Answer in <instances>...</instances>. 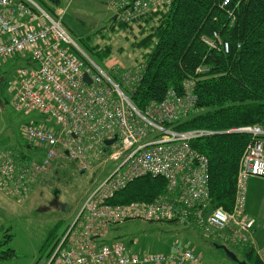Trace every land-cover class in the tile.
I'll use <instances>...</instances> for the list:
<instances>
[{
  "label": "built area",
  "instance_id": "built-area-1",
  "mask_svg": "<svg viewBox=\"0 0 264 264\" xmlns=\"http://www.w3.org/2000/svg\"><path fill=\"white\" fill-rule=\"evenodd\" d=\"M170 1L112 0L111 16L133 24ZM204 41L227 49L215 32ZM15 58L26 65L16 69L9 83V102L17 112L35 110L40 115L24 130L27 147L40 154L28 158L24 152L0 148V191L24 201L54 165L67 161L82 173L108 165L54 241L45 264H205L200 254L178 244L166 253H136L120 240L108 239L112 226L131 220L194 225L202 236L228 248L252 245L255 220L244 209V185L249 177H264V127L227 131L249 133L251 140L238 163L232 209L214 208L208 157L191 143L225 131L178 128L195 115V81L169 87L161 100L139 110L120 84H135L143 65H115L116 78L111 77L71 37L61 16L36 0H0V76L3 65ZM143 176L162 178L164 192L151 201H112ZM256 254L264 264V247Z\"/></svg>",
  "mask_w": 264,
  "mask_h": 264
},
{
  "label": "trees",
  "instance_id": "trees-1",
  "mask_svg": "<svg viewBox=\"0 0 264 264\" xmlns=\"http://www.w3.org/2000/svg\"><path fill=\"white\" fill-rule=\"evenodd\" d=\"M225 1L171 0L163 9L138 18L133 24L140 27L141 37L135 46L143 52L139 64L144 68L126 92L142 110L149 102L161 100L169 87L176 88L184 80L195 81V115L178 128L225 131L191 145L209 160L211 206L230 211L238 163L251 135L227 131L264 124V0ZM213 32L227 49L210 47L204 41L211 40ZM89 51L102 59L110 55L111 47L95 45ZM199 67L203 70L197 71ZM164 189L162 178L143 176L128 183L112 201H151ZM233 250L248 264H262L250 244ZM10 253H5L6 257Z\"/></svg>",
  "mask_w": 264,
  "mask_h": 264
},
{
  "label": "rangeland",
  "instance_id": "rangeland-1",
  "mask_svg": "<svg viewBox=\"0 0 264 264\" xmlns=\"http://www.w3.org/2000/svg\"><path fill=\"white\" fill-rule=\"evenodd\" d=\"M36 1L51 12L41 3L45 2L52 8L51 13L61 16L71 37L89 55V49L95 45L99 48L111 47L107 58L90 55L111 77L116 78L113 73L115 65L126 68L142 61L143 52L135 46L141 37L140 27L136 24L123 27L117 21H111L112 0H57L56 4L49 0ZM25 65L26 60L15 58L2 67L0 148L24 152L28 158H37L40 152L27 147L24 130L29 120L38 119L40 115L35 110L28 113L15 111L7 92L16 69ZM120 86L127 94L126 85L121 83ZM51 125L56 128L53 122ZM107 167L103 166L102 170L98 165L92 171L82 173L65 161L54 165L46 175L45 182L39 183L24 201L14 200L0 191V264H45L54 241L73 218L88 189L103 177ZM249 179L247 186L244 185V209L255 220L252 247L256 254L258 249L264 247V177ZM54 196L56 205H51L50 200ZM61 203H66L64 211L59 208ZM108 239L120 240L136 253H166L174 244H178L200 254L205 264H236L221 249H216L196 227L178 222L131 220L112 226ZM229 248L233 250L238 247ZM7 252H11L8 257Z\"/></svg>",
  "mask_w": 264,
  "mask_h": 264
},
{
  "label": "water",
  "instance_id": "water-1",
  "mask_svg": "<svg viewBox=\"0 0 264 264\" xmlns=\"http://www.w3.org/2000/svg\"><path fill=\"white\" fill-rule=\"evenodd\" d=\"M112 20L115 19V17L113 16L111 18ZM4 80V76L1 75L0 76V84L2 83V81ZM84 80H86L88 83H90V79L87 75H84ZM3 105V102H2V99L0 97V106ZM114 140V139H113ZM112 142V140H106L105 143L106 144H110ZM65 206H66V203H61L60 205V208L62 211L65 210ZM213 246L216 248V249H221L223 252H224V255L229 258L230 260H232L233 262H235L236 264H248V262L244 259H240L237 254L232 251L231 249H229L227 246L223 245V244H213Z\"/></svg>",
  "mask_w": 264,
  "mask_h": 264
},
{
  "label": "flooded vegetation",
  "instance_id": "flooded-vegetation-1",
  "mask_svg": "<svg viewBox=\"0 0 264 264\" xmlns=\"http://www.w3.org/2000/svg\"><path fill=\"white\" fill-rule=\"evenodd\" d=\"M56 196V195H55ZM55 196L50 200V203H51V205L53 204H55L56 205V198H55ZM61 205V204H60ZM60 205H59V208H60Z\"/></svg>",
  "mask_w": 264,
  "mask_h": 264
},
{
  "label": "crops",
  "instance_id": "crops-1",
  "mask_svg": "<svg viewBox=\"0 0 264 264\" xmlns=\"http://www.w3.org/2000/svg\"><path fill=\"white\" fill-rule=\"evenodd\" d=\"M110 16H111V15H110ZM111 18H112V16L110 17V19H111ZM111 21H112V19H111ZM249 178H250V177H249ZM249 178H248V179H249ZM258 178H260V177H258ZM248 179H247V181H248ZM249 180H250V179H249ZM251 183H253V182H250V184H251ZM246 186H247V182H246ZM29 197H30V196H29ZM232 251H233V250H232Z\"/></svg>",
  "mask_w": 264,
  "mask_h": 264
}]
</instances>
